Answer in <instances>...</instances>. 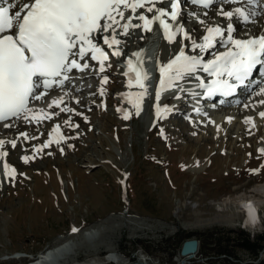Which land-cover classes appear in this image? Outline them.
Listing matches in <instances>:
<instances>
[{
  "label": "rangeland",
  "instance_id": "rangeland-1",
  "mask_svg": "<svg viewBox=\"0 0 264 264\" xmlns=\"http://www.w3.org/2000/svg\"><path fill=\"white\" fill-rule=\"evenodd\" d=\"M214 14L206 16L204 23L200 18L187 21L183 29L190 39L181 33L172 43L157 28L158 22L149 36L142 28L129 29L127 35H120L117 28L118 48L130 53L149 42V52L154 53L143 58L149 71L152 61L164 62L185 40L190 45L193 40L200 43L208 22L225 23V17ZM259 25L256 17L239 32L257 30ZM111 59L108 54L105 63ZM120 63L111 62L113 70L97 78L81 80L85 88L76 92L81 101L71 112L65 110L62 116L34 126L23 117L8 128L0 124V139L16 141L15 148L5 143L8 155L0 160V255L23 250L38 253L33 262L42 258L47 264L52 251L72 242L74 260L56 259L53 264H125L138 254L148 264H179L182 258L183 264H264V154L258 151L264 148V121L257 117V108L243 116L238 106L237 113L232 106L215 108L223 117L211 124L208 116L179 111L187 95L164 103L168 95L163 91L158 103L172 110L158 119L155 94L160 75L150 70L147 95L137 115L121 94L140 89H130L119 78ZM105 75L108 81L101 85ZM118 108L130 118L124 119ZM246 117L254 118V128L245 123ZM66 120L72 126L65 125ZM19 122L26 126L20 127ZM60 122L64 134L59 144L55 136L53 143L35 152ZM24 156L34 158L25 163ZM5 162L16 169L14 180L4 176ZM254 169L258 174L252 173ZM241 198L255 201L259 209L255 222L246 226L244 211L236 205ZM215 215L229 218L207 220ZM108 217L112 218L103 222ZM155 219L166 225L161 227ZM190 238L198 240V249L182 257V243ZM57 241L59 245L43 250ZM111 253L120 262L111 261Z\"/></svg>",
  "mask_w": 264,
  "mask_h": 264
},
{
  "label": "snow or ice",
  "instance_id": "snow-or-ice-1",
  "mask_svg": "<svg viewBox=\"0 0 264 264\" xmlns=\"http://www.w3.org/2000/svg\"><path fill=\"white\" fill-rule=\"evenodd\" d=\"M165 0H31L30 3H21V0H0V122H6L11 118H21L24 121H35L39 123L42 119L51 118V115L40 110L39 115L29 107L30 100H40L47 95L53 86L63 87L69 81V73L73 69L80 72L89 69L90 64L86 57L90 54V60L99 64V73L105 72V61L108 53L100 46L98 40L103 41L108 48L121 44L117 38L116 27L123 29L122 34L127 35L129 29L142 28L144 31H151L152 25L158 22L163 30L164 38L169 43L174 42L178 33H184L186 39H190L188 33L178 24L181 14L182 0H169L170 10L164 7H156ZM221 4L238 5L232 10H218V14L225 17L229 23L226 28L220 25L208 26L202 43L192 41V48H199L202 52L209 51L216 46L217 38L225 46L226 50L213 53V59L206 62L198 56L185 54L182 46L174 59L159 67L160 81L156 90V117L164 118L172 109L159 105L161 92L179 88V81L186 75L194 74L202 69L211 79L205 82L197 77V87L203 89V95L212 96L217 93L223 96H230L252 76L258 65L264 66V34L249 36L247 39H237L233 33L236 27L232 21L238 20L244 24L254 23L255 18L264 15V0H220ZM21 3L19 10L17 4ZM193 5L208 9L215 6L216 0H191ZM138 9H144L137 15ZM125 12H130L126 17ZM147 13H153L151 17ZM193 15H196L195 13ZM205 15L207 13L205 12ZM119 17V19H117ZM165 17L170 18L173 23L167 22ZM142 23L133 24V20ZM121 20L126 22L122 25ZM200 23H204L200 21ZM226 35V39H225ZM111 55L121 56L122 52L116 47ZM136 57L134 66L133 60H127V71L124 75L128 77V87L133 84L140 89L138 92H127L121 94L122 99L129 103L139 115L144 97L147 95L146 81L150 79L149 74L143 68V53H133ZM83 61V63H81ZM264 76V71L261 72ZM108 81L105 75L101 79V85ZM264 81L258 82L256 95H264ZM184 91L183 88H179ZM67 94V93H66ZM100 94L104 95L101 87ZM193 96L198 95L192 92ZM179 99V97H177ZM78 102V101H77ZM63 103V97L53 99L49 108L59 107ZM264 105V100L258 102ZM250 105L245 104L248 108ZM69 111L71 108H60V111ZM197 113L200 109H194ZM123 118L129 119L130 114L124 109ZM264 119V111L258 113ZM87 120V117H85ZM231 122L232 118H228ZM65 125L72 126L70 120ZM245 123L251 128L255 127L253 117H246ZM5 127H11L5 123ZM78 127V125L76 126ZM60 125H55L53 132L56 133L55 142L59 144L63 137L59 133ZM161 134L163 130L161 129ZM28 139L27 133H21ZM35 138V137H33ZM5 143H10L12 148L16 147V141H5L0 139V160L8 155L3 150ZM53 143L52 133H49V140L35 152L41 151ZM71 147V145H69ZM63 152V148L60 149ZM264 154V148L258 150ZM34 157H22L25 163ZM258 174V169L251 170ZM3 174L5 177L15 179L16 169L8 163H3ZM123 183V182H122ZM253 222L255 218L253 217ZM73 232L78 229L73 228Z\"/></svg>",
  "mask_w": 264,
  "mask_h": 264
},
{
  "label": "bare ground",
  "instance_id": "bare-ground-1",
  "mask_svg": "<svg viewBox=\"0 0 264 264\" xmlns=\"http://www.w3.org/2000/svg\"><path fill=\"white\" fill-rule=\"evenodd\" d=\"M13 2H16V0H13ZM19 4V3H18ZM17 4V5H18ZM215 11H211V10H209L208 11V13L211 15V14H213ZM260 17V16H259ZM125 22V21H124ZM263 34H264V32H263ZM136 37V36H135ZM98 41H102V39L101 40H98ZM102 43V42H101ZM102 45L104 46V44L102 43ZM107 46V45H106ZM105 47V46H104ZM216 48V47H215ZM215 48H213V49H210L209 51H208V53H210V52H212ZM149 47H148V49H143V51L141 50L140 52H142L143 54H147V53H150L149 52ZM168 51V50H167ZM201 53V52H200ZM166 54V53H165ZM122 56H124L123 54L121 55V57ZM164 57H165V55H164ZM92 63H94V66H93V68L92 67H89V69H86L85 71H83V72H80V71H78V70H75V69H73V71L72 72H74L75 74H77V76L75 75V82H72L71 80H69V81H66L65 82V84H64V86L62 87V88H67V90H70V91H72L73 92V95H74V97L73 96H70L69 95V93L67 94L68 95V97H73L74 99H72V98H65V96H60L59 94V97H63V103H61L60 104V106L59 107H56V106H53V107H51V108H49V104L47 105V106H45V107H41V106H37L36 108V110L34 109L33 111L35 112V113H37V114H39V115H42V113L40 112V110L41 109H43L44 110V112H47V113H49V114H52V113H56L55 115H51V117L52 116H54V117H56V116H60L61 114H62V112L60 111V108H73L76 104H79V101H81V96L80 97H77V95H76V92L77 91H79V90H81V89H83V88H85V86H83V84L80 82L81 80H87V79H89L90 77L92 78H96V75H98L99 73H98V67H99V64H98V62H96V61H92ZM156 63H158V64H161L162 63V60L160 59V60H158ZM106 67H111V64H108V65H106ZM83 86V87H82ZM59 88H61V87H57V86H53L52 87V89H54V90H56L57 92H58V90H59ZM51 89V90H52ZM82 91V90H81ZM76 95V96H75ZM58 97V98H59ZM175 96H173V95H168L165 99H164V103L166 102H168V101H170V100H172L173 98H174ZM238 97L239 96H235L232 100H235V102H237V100H238ZM254 99H256V101H254V99H250L249 100V102H247V104H249L250 106L248 107V108H245L243 105H239L238 106V114H242V116H243V114L244 115H247L246 114V112L247 111H251L252 110V107L253 106H255L256 107V104L258 105V106H261L258 102L260 101V100H264V95H256L255 93H254ZM256 97H258V98H256ZM57 99V98H56ZM78 101V102H77ZM84 101V100H83ZM229 105H226V107H228ZM39 107V108H38ZM225 107V108H226ZM191 108V107H190ZM216 108H218V107H216ZM219 108H221V107H219ZM254 108V107H253ZM211 115L215 118V121H214V123H219L220 121H221V119H222V114H219L218 113V110H216L215 108H213L211 111ZM254 112V111H253ZM66 114V113H65ZM62 116V115H61ZM258 118H259V116H257ZM257 118V119H258ZM46 119V118H45ZM45 119H42L41 121H40V123H42V122H46L45 121ZM56 119V118H55ZM77 121H78V119H76ZM51 121V120H50ZM258 121V120H257ZM48 122V121H47ZM54 122H55V120H54ZM20 123V122H19ZM28 125H35L36 124V122L35 121H31V122H28L27 123ZM20 127L22 126V127H24V126H26V122L25 123H20V124H18ZM15 127V126H14ZM54 127V126H53ZM50 133H52V135L54 136H56V133H54L53 132V130L52 131H50ZM60 134H61V132H60ZM20 165V164H19ZM236 205H238V207L240 208V209H242L243 211H244V225L246 226V225H249V224H251V223H253V217L255 218V219H257V217H258V215H259V209H258V206H257V203L255 202V201H253V200H250L249 198H241V199H239V200H237L236 201ZM112 217H108V218H106L103 222H106V221H108V220H110ZM220 218H229V216L228 215H226V216H223V215H215L214 217H212V218H208L207 220H217V219H220ZM141 220H144V221H152L151 219H149V218H141ZM140 220V221H141ZM153 221H155V223H157L158 225H160L161 227H163V226H165L166 224H165V222L164 221H162V220H158V219H155V220H153ZM102 224V222H100V223H97V224H95L94 226H92L91 227V230H90V232H92L93 230H95V228L96 227H98L99 225H101ZM84 241H85V238L83 239ZM66 242V241H65ZM59 242L57 241L56 242V244H58ZM72 243V242H71ZM71 243H66V244H64V245H62L61 247H57L58 249L53 253V251H52V255H50V256H52L53 257V259L54 260H60V259H64L65 261L68 259V261L69 260H74V258L75 257H73L72 255H71V252H72V250H74L75 248H74V246H73V244H71ZM59 245V244H58ZM49 249H51V246L49 247ZM49 252H51V250L49 251ZM47 254V253H46ZM73 254V253H72ZM49 256V255H48ZM181 256V255H180ZM180 256H179V259H180ZM109 258H110V260L111 261H114V262H116V261H119L120 262V259H119V257H117L116 255H112V253L109 255ZM56 260V261H57ZM122 260V259H121ZM32 261H30V263L29 264H44V259H39V261L38 262H32ZM63 262V261H62ZM122 263V262H121ZM9 264H11V262L9 263ZM16 264H28V263H23V262H19V263H16ZM55 264H57V263H55ZM125 264H148V261H147V259L146 258H144V257H142L141 255H139L138 254V256H137V258H136V260L135 261H133V262H125Z\"/></svg>",
  "mask_w": 264,
  "mask_h": 264
},
{
  "label": "water",
  "instance_id": "water-1",
  "mask_svg": "<svg viewBox=\"0 0 264 264\" xmlns=\"http://www.w3.org/2000/svg\"><path fill=\"white\" fill-rule=\"evenodd\" d=\"M198 248V240L195 238H190L185 240L182 243L181 249H180V255L183 257H189L195 253V251ZM53 259V258H51ZM185 259H181L179 264H183Z\"/></svg>",
  "mask_w": 264,
  "mask_h": 264
}]
</instances>
